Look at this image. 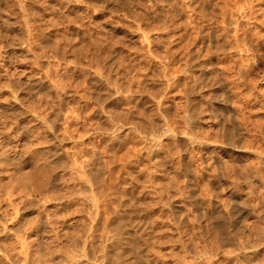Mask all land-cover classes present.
I'll return each instance as SVG.
<instances>
[{
    "label": "rangeland",
    "instance_id": "1",
    "mask_svg": "<svg viewBox=\"0 0 264 264\" xmlns=\"http://www.w3.org/2000/svg\"><path fill=\"white\" fill-rule=\"evenodd\" d=\"M0 264H264V0H0Z\"/></svg>",
    "mask_w": 264,
    "mask_h": 264
},
{
    "label": "bare ground",
    "instance_id": "2",
    "mask_svg": "<svg viewBox=\"0 0 264 264\" xmlns=\"http://www.w3.org/2000/svg\"><path fill=\"white\" fill-rule=\"evenodd\" d=\"M16 167L22 181L30 184L36 191L45 189L52 177L48 156L42 150H34L29 158L18 161Z\"/></svg>",
    "mask_w": 264,
    "mask_h": 264
}]
</instances>
